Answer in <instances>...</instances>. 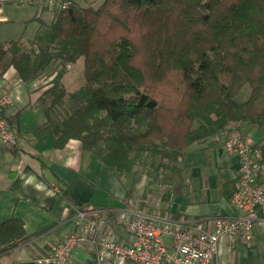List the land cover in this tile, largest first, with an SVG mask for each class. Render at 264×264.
Wrapping results in <instances>:
<instances>
[{
	"label": "trees",
	"instance_id": "16d2710c",
	"mask_svg": "<svg viewBox=\"0 0 264 264\" xmlns=\"http://www.w3.org/2000/svg\"><path fill=\"white\" fill-rule=\"evenodd\" d=\"M70 1L33 18L31 39L0 41V71L40 83L56 148L78 140L121 175L144 157L174 169L228 126L264 128V0ZM78 59L82 82L68 91L59 80ZM1 114L10 128L19 115ZM33 236L20 218L1 223L0 256Z\"/></svg>",
	"mask_w": 264,
	"mask_h": 264
},
{
	"label": "crops",
	"instance_id": "0c3cea01",
	"mask_svg": "<svg viewBox=\"0 0 264 264\" xmlns=\"http://www.w3.org/2000/svg\"><path fill=\"white\" fill-rule=\"evenodd\" d=\"M44 10L51 13L50 20L51 8L0 0V23L10 26V21L41 20ZM16 36L0 34V41L15 40ZM39 87L37 81L20 80L13 68L0 71V95L7 93L10 97L3 115L12 119L19 113L12 130L21 140L18 146H5L0 141V224L17 217L24 222L26 233L34 235L0 256L1 264H38L36 260L49 246L72 232L78 211H88V217L98 210L106 212L119 239H124L125 233L113 221V214L131 207L132 200L135 207L156 215L160 222L186 227L237 214L230 198L237 182L238 159L221 143L208 138L191 144L171 170L167 165L147 164V168L136 166L118 175L75 140L60 148L54 146V132L46 127L45 112L37 104L42 92ZM242 130L254 142L252 159L264 178V128L245 124ZM64 190L69 197L64 196ZM155 197L159 203L154 206L149 200ZM215 262L264 264V221L255 224L249 241L222 238ZM68 264H98L96 252L76 249Z\"/></svg>",
	"mask_w": 264,
	"mask_h": 264
},
{
	"label": "built area",
	"instance_id": "2783aa9c",
	"mask_svg": "<svg viewBox=\"0 0 264 264\" xmlns=\"http://www.w3.org/2000/svg\"><path fill=\"white\" fill-rule=\"evenodd\" d=\"M20 4L41 8L67 9L70 0H20ZM10 104L7 93L0 95V141L5 146L21 145L17 133L6 123L1 112ZM212 140L221 143L226 152L238 159L237 182L230 204L237 214L216 217L179 226L160 219L147 211L125 207L114 215L125 233L116 237L107 213L98 210L88 217V211H78L73 230L61 241L49 246L38 264H68L76 249L91 248L98 264H216L218 243L222 238L249 241L258 221H264V178L252 159L254 142L238 126H228ZM168 238V240H165Z\"/></svg>",
	"mask_w": 264,
	"mask_h": 264
},
{
	"label": "rangeland",
	"instance_id": "374dc122",
	"mask_svg": "<svg viewBox=\"0 0 264 264\" xmlns=\"http://www.w3.org/2000/svg\"><path fill=\"white\" fill-rule=\"evenodd\" d=\"M76 1H78L80 4H83V5L87 4V5H91L93 7H98L103 0H76ZM50 14L51 13L49 12V10H44L43 14H42L41 21H48L50 16H51ZM36 22L37 23H35L33 21V18H32L29 20V22H25V23L24 22L10 21V26L6 25L5 23H0V34H10V35L11 34H13V35L17 34L16 38L21 36L23 40H29L34 36L37 28L40 25V22H38V21H36ZM82 67H83L82 59H78L74 64H69L65 67V73L61 77L59 82L62 85H64L68 91H73L81 85ZM246 88L247 87H245V89H243V91H242V94L245 97L248 95V92H246V90H247ZM238 99H241V98L239 97ZM132 126L135 127L134 125H132ZM71 140H74V139H71ZM75 141L79 142L78 140H75ZM197 142H199V141H197ZM147 164H149V159L147 157H144V158H140V160L138 162H136V165L134 167H136V166L141 167V165H142L143 167L147 168ZM149 202H151L155 206L156 205L155 203H159V199H157V197H155L154 199L149 200ZM130 204H131V208L143 210L139 206H138L139 208L135 207L133 200L130 202ZM147 213H149V212H147ZM117 226L120 227L119 225H117ZM0 264H1V259H0Z\"/></svg>",
	"mask_w": 264,
	"mask_h": 264
}]
</instances>
